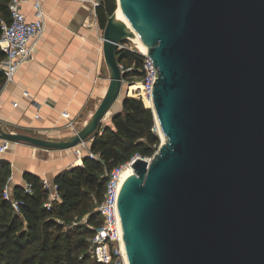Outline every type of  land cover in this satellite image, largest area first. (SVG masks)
I'll return each instance as SVG.
<instances>
[{
	"label": "water",
	"instance_id": "obj_1",
	"mask_svg": "<svg viewBox=\"0 0 264 264\" xmlns=\"http://www.w3.org/2000/svg\"><path fill=\"white\" fill-rule=\"evenodd\" d=\"M116 4L133 31L107 18L109 83L89 123L63 140L0 125V139L45 150L92 141L120 111L110 113L123 87L117 45L137 36L157 69L149 108L164 140L118 190L128 263L264 264V0Z\"/></svg>",
	"mask_w": 264,
	"mask_h": 264
},
{
	"label": "trees",
	"instance_id": "obj_2",
	"mask_svg": "<svg viewBox=\"0 0 264 264\" xmlns=\"http://www.w3.org/2000/svg\"><path fill=\"white\" fill-rule=\"evenodd\" d=\"M8 2L0 0V35L2 24L10 22ZM116 8V0L98 1L95 14L101 30ZM4 55L0 48V60ZM117 58L125 67L133 65L129 74L139 77L143 55L121 49ZM4 83L5 75L0 71V89ZM128 91L134 97H124L121 110L90 142L89 149L96 156H82L81 164L55 175L59 200L49 207L44 206L49 191L38 175L23 173L28 190L23 185L10 186V163L0 161V264H104L90 260L89 250L93 228L101 223L95 208L103 197L106 171L135 153L151 157L160 144L153 130L151 105L146 97L141 98L140 84L131 83ZM5 185L9 186L10 199L19 202L18 212L13 210L11 200L3 197ZM75 217H85V223H75Z\"/></svg>",
	"mask_w": 264,
	"mask_h": 264
},
{
	"label": "crops",
	"instance_id": "obj_3",
	"mask_svg": "<svg viewBox=\"0 0 264 264\" xmlns=\"http://www.w3.org/2000/svg\"><path fill=\"white\" fill-rule=\"evenodd\" d=\"M95 1L99 0H41L45 31L33 49V58L0 89L1 126L12 132L63 140L89 121L109 83L101 29L95 26ZM22 11L28 18L34 17L32 0L22 5ZM62 112L75 119L74 128L66 126L68 119ZM76 148L45 150L10 142L0 159L10 163V186H25V171L53 184L57 173L81 164V158L74 154Z\"/></svg>",
	"mask_w": 264,
	"mask_h": 264
},
{
	"label": "built area",
	"instance_id": "obj_4",
	"mask_svg": "<svg viewBox=\"0 0 264 264\" xmlns=\"http://www.w3.org/2000/svg\"><path fill=\"white\" fill-rule=\"evenodd\" d=\"M29 1L30 0H9L8 2L10 22L8 24H2V32L0 35V48L5 53L4 57L0 60V71L5 75V83L12 81L21 65L33 58V49L45 31V14L41 8V0H32V6L34 8L33 18H28L22 11V5ZM93 5H98V1H95ZM94 19L96 24V17H94ZM117 48L119 50L129 49L143 55L141 67L138 69L140 73V80L138 83L141 84L143 96L151 99V88L156 80L157 70L151 58L148 56L147 52L144 53L136 47L132 48L121 42L118 43ZM119 68L121 73H124L122 83L127 85L126 92L128 94L129 85L134 83L130 81L132 75L129 74L133 71L134 66L125 67L123 64L119 63ZM23 95L28 97L29 93L24 91ZM141 98L140 100L143 102ZM61 116L65 119L69 118L67 112H62ZM35 117H38V115L35 114ZM66 126L74 128L75 119H68ZM1 127L6 131L12 132L8 130L7 127ZM153 130L157 132L156 126H154ZM101 132L102 129L100 128L98 134H101ZM90 141L91 140H88V145ZM9 144V141L1 139L0 153L6 152L9 148ZM86 144L87 142L78 145L79 150H77V156L79 158H81L83 154L89 157L96 156L90 151ZM83 149H85V152H83ZM138 158H142L146 161L150 160V157H143L135 153L126 161L106 171L103 197L95 208V211L101 219V223L99 226L93 228L94 232L90 237L89 251L91 257L96 262L104 264H129L124 250L121 225L117 217V195L123 179L133 171L130 165ZM8 180H10V177ZM43 184L49 191L48 199L44 203V206L49 207L52 201L59 200L57 186L54 183L49 185L47 181H43ZM28 187L29 185L26 184L25 188L27 190ZM3 197L5 199H10L8 185H5L3 188ZM10 202L13 210L18 212L19 202L17 200H11Z\"/></svg>",
	"mask_w": 264,
	"mask_h": 264
},
{
	"label": "bare ground",
	"instance_id": "obj_5",
	"mask_svg": "<svg viewBox=\"0 0 264 264\" xmlns=\"http://www.w3.org/2000/svg\"><path fill=\"white\" fill-rule=\"evenodd\" d=\"M113 16H114V21H115V23H116L117 25H118L119 23H121V24H123V26H126V28L128 29V31H133L132 27L130 26V24H129L128 20H127V18L124 16V14H123V12H122L120 6H118V7L116 8V10H115L114 13H113ZM132 41H133V43L136 45V47H137L140 51H142V52H144V53H146V52L148 51V48L146 47V45H144V44L141 42V40H140L137 36H134V37L132 38ZM134 83H135V82H134ZM136 83H138V82H136ZM138 84H140V83H138ZM140 85H141V84H140ZM128 89H129V88H128ZM128 94H129V91H128ZM142 98H144L143 95H142ZM143 102H144V99H143ZM146 102L149 103V104L152 106L151 99L146 98ZM144 104H145V103H144ZM108 114H109V112L106 114V116H105V120L108 119ZM91 117H92V115H91ZM91 117H90V119H91ZM90 119H89V121H90ZM89 121H88L86 124H88ZM86 124H85V125H86ZM157 126H158V125H157ZM161 138H162V141H163V140H164L163 135H161ZM77 150H79V149H78V146H77V148L75 149L76 156H77ZM77 157H78V156H77ZM78 158H79V157H78Z\"/></svg>",
	"mask_w": 264,
	"mask_h": 264
},
{
	"label": "rangeland",
	"instance_id": "obj_6",
	"mask_svg": "<svg viewBox=\"0 0 264 264\" xmlns=\"http://www.w3.org/2000/svg\"><path fill=\"white\" fill-rule=\"evenodd\" d=\"M96 17V16H95ZM120 27L121 26H123V24H121V23H119L118 24ZM97 28H98V24H97V19H96V25H95ZM100 30V29H99ZM101 31V34H102V30H100ZM125 41H127V42H121V43H123V44H126V45H128L129 47H132V48H135L136 46H135V44L134 43H132L130 40H125ZM137 48V47H136ZM138 50V49H137ZM140 80V78L139 77H134V76H132L131 78H130V81H133V82H138ZM127 88V85L126 84H123V87H122V89H121V94H120V96H119V98H118V100L113 104V106H112V108H111V111H110V113H112V112H114V111H117V110H121V98L122 97H125V96H132V95H128L127 94V92L125 91V89ZM132 97H134V96H132ZM144 103V102H143ZM110 115L111 114H108V119H107V121L110 123V120H109V117H110ZM157 133H158V136H159V139H160V143L162 142V138H161V135L159 134V132L157 131ZM86 145H88V141H87V144ZM83 152H85V149H83ZM74 154H75V156H76V153L74 152ZM77 157V156H76ZM80 159V158H79ZM74 221H75V223H77V224H80V223H85V217H82V218H80V219H78V218H74L73 219ZM70 225H72V224H70ZM74 225V224H73ZM92 259V257L90 256V260Z\"/></svg>",
	"mask_w": 264,
	"mask_h": 264
}]
</instances>
